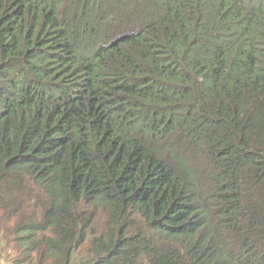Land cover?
Wrapping results in <instances>:
<instances>
[{"label": "trees", "instance_id": "16d2710c", "mask_svg": "<svg viewBox=\"0 0 264 264\" xmlns=\"http://www.w3.org/2000/svg\"><path fill=\"white\" fill-rule=\"evenodd\" d=\"M16 264H264V0H0V236Z\"/></svg>", "mask_w": 264, "mask_h": 264}, {"label": "rangeland", "instance_id": "374dc122", "mask_svg": "<svg viewBox=\"0 0 264 264\" xmlns=\"http://www.w3.org/2000/svg\"><path fill=\"white\" fill-rule=\"evenodd\" d=\"M24 257L22 253L10 243V241L4 238V235L0 236V264H16V260Z\"/></svg>", "mask_w": 264, "mask_h": 264}]
</instances>
